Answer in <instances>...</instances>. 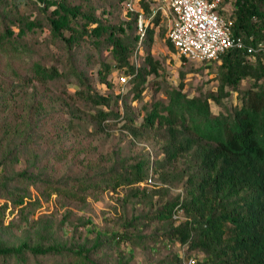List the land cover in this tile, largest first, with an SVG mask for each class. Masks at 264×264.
Here are the masks:
<instances>
[{"label":"rangeland","instance_id":"rangeland-1","mask_svg":"<svg viewBox=\"0 0 264 264\" xmlns=\"http://www.w3.org/2000/svg\"><path fill=\"white\" fill-rule=\"evenodd\" d=\"M67 1L80 4L84 11L93 12L103 23L122 24L126 33H122V37L130 41L131 46L129 61L135 67L143 65L148 51L158 61L157 73L148 76L141 98L134 99L130 79L120 80L126 74L124 67L107 75L113 88L99 82L100 62H113L105 43L97 47L85 39L84 44L71 51L72 65L88 76L93 88L113 97L122 94L121 105L126 102L128 111L135 116L136 127L152 102H167V91L178 89L180 83L189 97L203 99L210 93L216 94L217 61L204 64L185 60L176 50L167 47V32L172 21L167 8H162L158 25L149 19L154 37L152 44L147 46L144 42L133 41L138 30L126 11L125 1ZM229 1L224 6L228 12L234 4V0ZM261 9L264 11V2ZM49 11L40 10L37 0H0V33L6 24L4 15L37 19L41 25L21 37L15 44L17 48L9 44L0 48V124H3L0 129V204L6 202L9 208L4 215L0 214V240L9 245L22 241L41 245L64 243L70 248L100 242L103 247L93 258L106 264L116 262L120 254L122 261L128 264H165L172 254L183 257L182 264H188L193 257L204 259L200 251H188L186 245L163 238L165 228L161 222L137 220L138 228L127 225L134 217L154 212L166 200L183 196L184 180L164 182L149 164L147 173H152L153 184L145 185L144 195H132L130 189L135 186L122 185L113 189L105 188L104 184L99 187L90 183L79 185V179L98 178L112 168L124 171L141 159L149 163L160 159L165 136L161 130L153 128H139V133L133 135L131 128L134 127L124 126L120 120H108L107 125L99 129L91 116L92 109L73 100L72 75L53 84L16 82L11 67L26 73L30 58L54 63L59 71L66 72L69 68L67 51L49 33L45 21ZM129 21L132 27L126 28ZM12 29L16 32L17 26L12 25ZM7 60H11V66ZM250 84L251 81L243 80L239 88H247ZM221 101L218 105L208 100L213 114L235 105L237 93L231 91ZM185 166L184 159L180 158L173 169L178 171ZM166 169L172 167L166 166ZM154 190L160 191L158 195H153ZM22 194L31 200L37 199L40 206H30L20 212V206L12 204V195ZM174 218L179 221L183 218L182 212ZM120 233L145 237L137 244L122 240L118 250L113 245L112 235ZM38 261L52 264L51 259Z\"/></svg>","mask_w":264,"mask_h":264},{"label":"trees","instance_id":"trees-1","mask_svg":"<svg viewBox=\"0 0 264 264\" xmlns=\"http://www.w3.org/2000/svg\"><path fill=\"white\" fill-rule=\"evenodd\" d=\"M37 1L40 10L46 12L50 9L45 21L51 37L59 40L67 51L69 71H59L54 63L47 64L40 58H30L26 73L11 67L16 82L53 84L68 74L72 75L74 91L71 96L74 101L92 109L91 116L99 129H103L108 120H120L124 126L135 128H131L133 135L139 133V128H153L161 130L165 136L161 145L163 157L160 159L156 158L151 163L141 159L124 171L112 168L98 178L79 179V185L90 183L99 187L104 184L105 188L110 186L113 189L122 185L135 186L130 189L131 194L144 195L147 180L153 178L152 173H147L150 164V168L154 173H159L164 182L184 180L185 193L166 200L152 213L132 218L127 222L128 226L138 228L137 220L161 222L165 228L163 238L186 245L188 251L204 254V259L193 257L199 263L264 264V11L261 9L264 0H234L233 9L224 12L234 20L235 34H240L253 46L261 44L263 49L254 53L238 49L226 51L218 60H213L219 63L216 94L210 93L203 99L189 97L182 91L183 83H180L178 89L167 91V102H152L138 127L126 102L121 105L122 94L121 97L119 93L113 97L93 88L88 76L72 65L71 51L84 44L85 39L97 47L105 43L113 62H100L97 71L99 82L113 88L107 75L124 67L125 76L132 83L134 99L141 98L148 76L157 73L158 61L149 51L142 66L135 67L129 61L131 46L130 41L122 37V33L126 34L122 24L103 23L93 12L84 11L80 4H71L67 0ZM229 2L223 0L222 5ZM155 4L156 0H138L136 10L131 11L126 7L137 30L139 13L148 23L151 19L154 25H158L161 10L158 8L154 11ZM4 18L6 24L0 33V48H4L5 44L17 48L15 44L21 37L41 28L37 19L8 15H4ZM148 23L141 40L137 31L134 43L152 44L154 29ZM12 25L17 26L16 32ZM127 27H132V21L126 23ZM166 44L171 51H177L168 38ZM7 61L11 66V60ZM213 61L202 62L207 64ZM243 80H249L251 84L240 89ZM231 91L237 93L238 102L225 111L213 114L208 100L221 105L222 97L228 96ZM123 107L126 110L123 111ZM2 127L3 124H0V129ZM180 158L184 159L186 166L178 172L173 168ZM166 166L172 169L168 170ZM152 192L156 196L160 191ZM12 196V204L20 206V212H25L30 206H40L37 199L31 200L24 194ZM7 209L6 202L0 204L1 215ZM178 212L183 214L179 221L174 218ZM144 237L126 233L112 235L113 245L118 250L122 240L137 244ZM102 247L100 242L70 248L64 243L41 245L22 241L9 245L0 240V264H30L31 260L32 264H40L38 260L50 259L52 264H106L93 258ZM182 260L183 257L172 254L165 264H182ZM110 264L128 262L122 261L120 254L116 262Z\"/></svg>","mask_w":264,"mask_h":264},{"label":"built area","instance_id":"built-area-1","mask_svg":"<svg viewBox=\"0 0 264 264\" xmlns=\"http://www.w3.org/2000/svg\"><path fill=\"white\" fill-rule=\"evenodd\" d=\"M138 0H126L129 10H136ZM223 0H156V9L165 8L171 13V24L167 38L177 49L179 55L191 61H213L230 49L246 50L254 53L263 46L247 43L240 34L233 31L234 20L224 12ZM163 8V9H162ZM148 21L142 13L138 15V30L142 39ZM129 77L122 75L120 80L126 82ZM147 185L153 184L149 178ZM188 264H203L190 258Z\"/></svg>","mask_w":264,"mask_h":264}]
</instances>
